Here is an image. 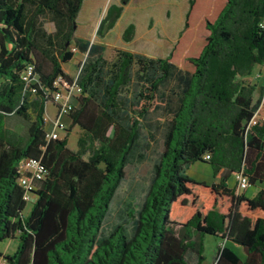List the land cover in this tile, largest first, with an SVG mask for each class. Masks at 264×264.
Returning <instances> with one entry per match:
<instances>
[{"label": "trees", "instance_id": "16d2710c", "mask_svg": "<svg viewBox=\"0 0 264 264\" xmlns=\"http://www.w3.org/2000/svg\"><path fill=\"white\" fill-rule=\"evenodd\" d=\"M85 0H0V242L17 239L7 264H204L205 238L218 246L214 264H264V86L247 81L264 67V0H190L185 28L204 18L206 42L181 70L173 55L152 59L75 39L87 54L76 79L65 73ZM109 6L98 36L116 26L125 6ZM50 22L52 29L44 25ZM183 34V33H182ZM136 26L122 38L130 43ZM111 54V55H110ZM32 67L30 81L24 80ZM78 85L63 138L47 139L46 111L54 94ZM165 115V150L154 167L144 204L128 230L103 229L126 169L140 149L151 116ZM77 149L69 148L74 128ZM207 156L209 159L207 160ZM40 161L44 180L26 190L20 166ZM197 162L214 176L228 170L248 187L226 179L207 184L186 174ZM243 249L244 260L227 246Z\"/></svg>", "mask_w": 264, "mask_h": 264}, {"label": "rangeland", "instance_id": "374dc122", "mask_svg": "<svg viewBox=\"0 0 264 264\" xmlns=\"http://www.w3.org/2000/svg\"><path fill=\"white\" fill-rule=\"evenodd\" d=\"M189 2L190 0H131L125 6L122 17L114 29L107 32L102 38L97 33L101 21L104 19L109 6L119 4L120 0H85L76 21L74 40L69 46V50L77 54V58L64 64L65 73L76 79L81 65L87 58V54L79 53L75 47V39L102 46L109 53H112L114 49H123L152 59H162L172 54L173 61L181 70L191 71L193 68L188 59L197 55L201 50L206 42L207 32L204 18H198L196 21L192 18L190 29L185 28ZM130 23H134L136 26V36L132 42L125 43L122 35ZM44 25L48 29H52L49 21L45 20ZM247 81L258 87L257 99L260 89L264 86V67L257 66ZM78 97L79 95H76L73 99V106L77 104ZM54 110L57 111V106L51 101L45 114L46 121L54 116ZM164 117L162 110L152 115L150 119L151 129L145 128L142 131L140 149L137 152L141 158L136 157L126 169V178L114 199L103 229L104 237L109 236L119 225L130 230L138 211L144 204L153 180L154 167L159 163L165 150ZM66 129L68 127H65ZM65 134L66 132L60 138H63ZM79 135V128H74L69 140L70 149H77ZM186 174L196 181L207 184H213L220 180L219 175L214 176L211 166L202 162L187 167ZM228 176L229 171L225 170L220 178H228L230 187H233L235 177L229 178ZM32 207L33 201L27 202L23 212L24 216L31 212ZM222 243L213 236L205 238L204 264H214L218 246ZM18 246V238L0 242V254L11 256L17 251ZM228 246L244 260L245 254L241 247L232 243H228ZM189 260L191 264H195L196 257L191 256Z\"/></svg>", "mask_w": 264, "mask_h": 264}, {"label": "built area", "instance_id": "2783aa9c", "mask_svg": "<svg viewBox=\"0 0 264 264\" xmlns=\"http://www.w3.org/2000/svg\"><path fill=\"white\" fill-rule=\"evenodd\" d=\"M33 68L29 67L27 72L24 75V80L30 81L32 76ZM81 89L78 85L74 84L72 87H67L66 89H62V91L54 94L53 102L57 106V117L54 121V130L47 132L48 140H56L60 139V132L64 131L65 127L62 124V119L64 117H68L70 111H72L73 99L76 95H80ZM264 122V110L261 106L255 113V116L252 120V124L263 123ZM207 160L209 157L207 156ZM21 186L26 190L24 195V201L30 202L32 201L33 195L32 192L36 190V184L42 180H44L47 170L41 164L40 161L35 160H25L21 166ZM237 182L240 190H244L248 187L247 178L242 175L237 176ZM0 264H6L4 260L0 262Z\"/></svg>", "mask_w": 264, "mask_h": 264}, {"label": "crops", "instance_id": "0c3cea01", "mask_svg": "<svg viewBox=\"0 0 264 264\" xmlns=\"http://www.w3.org/2000/svg\"><path fill=\"white\" fill-rule=\"evenodd\" d=\"M117 25V24H116ZM80 53V52H79ZM77 58V54H75V57H74V59H73V61L75 60ZM254 73V72H253ZM56 117H57V111L56 110H54V116L52 117V118H50V120L49 121H46V123H47V132H50V131H53L54 130V121H55V119H56ZM62 124L64 125V127H69L70 126V124H71V121H70V119L68 118V117H64L63 119H62ZM60 132V135L61 136H63L62 134H64L65 132L63 131V133H62V131H59ZM70 137H71V135H70ZM69 140H70V138H69ZM225 170H223V171H221L220 172V174H219V179L221 180V178H220V176H221V174L224 172ZM229 178L230 177H232V175H231V173L229 172V176H228ZM233 177H235V184H234V186L237 184V176H233ZM219 180V181H220ZM226 180L228 181V184H229V179L228 178H226ZM230 186V185H229ZM233 186V187H234ZM260 190H264V185H261V184H259V185H257V186H255V187H251L250 189H248L247 191H245L244 193H245V195L247 196V197H249V198H253ZM227 246H228V244H227ZM229 247V246H228ZM231 248V247H230ZM232 249V248H231ZM233 250V249H232ZM3 259L1 258V260H0V262L2 261Z\"/></svg>", "mask_w": 264, "mask_h": 264}]
</instances>
